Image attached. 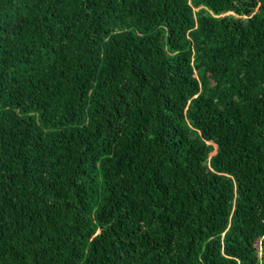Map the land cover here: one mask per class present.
I'll return each instance as SVG.
<instances>
[{
  "label": "trees",
  "instance_id": "trees-1",
  "mask_svg": "<svg viewBox=\"0 0 264 264\" xmlns=\"http://www.w3.org/2000/svg\"><path fill=\"white\" fill-rule=\"evenodd\" d=\"M0 264H264V0H0Z\"/></svg>",
  "mask_w": 264,
  "mask_h": 264
}]
</instances>
